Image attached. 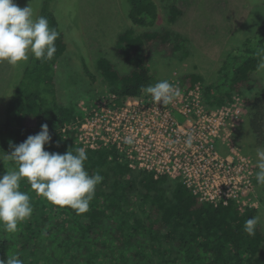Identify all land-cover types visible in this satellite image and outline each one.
I'll use <instances>...</instances> for the list:
<instances>
[{
    "label": "trees",
    "instance_id": "1",
    "mask_svg": "<svg viewBox=\"0 0 264 264\" xmlns=\"http://www.w3.org/2000/svg\"><path fill=\"white\" fill-rule=\"evenodd\" d=\"M45 0L39 16L60 33L57 51L51 61L31 59L19 82L6 94L0 123V177L15 169L9 156L11 145H19L29 135L47 124L51 143L45 151L75 154L82 118L75 99L61 103L57 94V65L67 52L64 33ZM131 27L120 33L116 54L129 70L121 73L107 58L97 61L106 83L105 94H114L118 102L144 94L140 89L156 82L151 62L156 56L175 57L188 54L186 40L168 27L154 28L159 19L155 0H126ZM168 21L174 23L182 13L169 8ZM264 47V37L257 43L247 40L231 51L215 80L206 83L198 73L179 77L181 89L197 86L209 109L228 105L252 86L257 65L256 49ZM83 67L95 80L85 59ZM254 113L251 127L264 140L263 97L246 98ZM85 169L103 177L97 185L89 210L77 215L68 206L49 203L31 190L26 179L20 190L31 199L32 216L19 224L15 234L0 230V259L18 255L24 264H264V230L260 223L255 235L244 231L245 222L258 209L240 208L236 202L227 206L203 203L181 180L133 170L115 148L86 150ZM260 201L264 205V188Z\"/></svg>",
    "mask_w": 264,
    "mask_h": 264
},
{
    "label": "rangeland",
    "instance_id": "2",
    "mask_svg": "<svg viewBox=\"0 0 264 264\" xmlns=\"http://www.w3.org/2000/svg\"><path fill=\"white\" fill-rule=\"evenodd\" d=\"M45 0H32L34 17L39 16ZM159 6V19L154 28L168 27L186 40L188 54L175 57L156 56L151 62L155 82L171 80L174 76L198 73L206 83L215 80L217 71L225 65L231 51L247 40L257 43L264 37V0H155ZM19 7L28 6L29 0H14ZM177 7L182 13L174 23L168 21L169 8ZM61 31L64 33L67 52L57 65V94L61 103L75 99L81 107L95 104L106 95V83L97 68V61L107 58L121 72L129 67L116 54L120 33L131 27L127 16L126 0H54L50 4ZM30 58L18 66L0 62V123L6 94L21 79ZM86 60L92 80L83 67ZM239 99L241 110L233 133L237 148L250 157L255 166L257 150H264V140L252 131V105L246 98L264 100V76L253 73L252 86ZM264 113V104H263ZM255 189L249 202L258 209L259 223L264 230V205L260 201L262 188L255 178Z\"/></svg>",
    "mask_w": 264,
    "mask_h": 264
},
{
    "label": "built area",
    "instance_id": "3",
    "mask_svg": "<svg viewBox=\"0 0 264 264\" xmlns=\"http://www.w3.org/2000/svg\"><path fill=\"white\" fill-rule=\"evenodd\" d=\"M168 81L182 94L166 106L153 104L147 95L120 103L114 94L82 105L78 146L85 151L113 147L131 169L181 180L203 203L253 207L248 198L255 189L254 162L232 137L241 113L237 96L209 109L200 86L184 91L179 76ZM127 136L134 137L133 144L124 142Z\"/></svg>",
    "mask_w": 264,
    "mask_h": 264
},
{
    "label": "clouds",
    "instance_id": "4",
    "mask_svg": "<svg viewBox=\"0 0 264 264\" xmlns=\"http://www.w3.org/2000/svg\"><path fill=\"white\" fill-rule=\"evenodd\" d=\"M29 0L28 6L21 8L14 0H0V62L18 66L31 58L39 61H51L57 51L55 41L60 33L50 27L43 16H35ZM256 73L264 76V47H258ZM141 93L150 96L153 104L164 106L173 103L181 96V90L168 80L154 85L142 86ZM126 144H133L134 137L124 138ZM51 143L47 124L41 131L29 135L19 145H11L9 154L15 169L0 177V230L12 235L18 231L19 224L28 220L33 213L30 196L20 190V181L26 179L31 190L49 203L61 208L68 206L82 215L89 210L95 190L103 177L96 172L89 174L85 169L88 156L84 148H77L75 154L69 150L64 154L45 151V145ZM188 146L192 137L187 139ZM256 181L264 188V150H257ZM259 217L249 218L244 231L255 235ZM0 264H24L18 255L0 259Z\"/></svg>",
    "mask_w": 264,
    "mask_h": 264
}]
</instances>
